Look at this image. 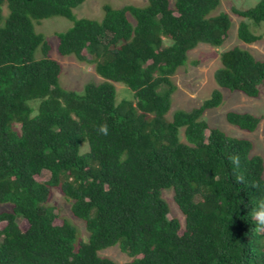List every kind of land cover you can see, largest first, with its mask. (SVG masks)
<instances>
[{"label":"trees","instance_id":"1","mask_svg":"<svg viewBox=\"0 0 264 264\" xmlns=\"http://www.w3.org/2000/svg\"><path fill=\"white\" fill-rule=\"evenodd\" d=\"M85 1L0 0V205L10 206L0 210V264H117L100 254L114 246L131 257L127 264H264V230L252 218L264 199V158L252 141L204 120L223 104L222 91L169 118L172 78L189 53L200 44L222 47L232 27L228 13L215 14L221 0L105 6L102 21L77 18ZM233 12L251 21L240 23L241 41L262 39L252 25L264 23V0ZM53 17L73 22L57 36L59 54L94 65L103 79L83 93L61 84L52 44L35 30L33 20ZM221 62V89L260 96L264 61L236 46ZM115 83L132 98L118 102ZM226 118L248 132L262 120L237 111ZM104 123L106 136L98 131ZM45 171L49 179L39 181ZM54 189L85 222L87 240L56 212ZM167 189L184 224L169 218Z\"/></svg>","mask_w":264,"mask_h":264},{"label":"rangeland","instance_id":"2","mask_svg":"<svg viewBox=\"0 0 264 264\" xmlns=\"http://www.w3.org/2000/svg\"><path fill=\"white\" fill-rule=\"evenodd\" d=\"M261 0H221V5L215 14L226 12L231 16L232 27L226 37L222 47H212L207 44H200L197 48L189 53L187 64L181 67L177 74L172 78L177 85V91L173 95V106L169 113L171 119L175 112L179 110L191 111L202 105V103L212 96L215 89H220L224 95L223 104L215 109L208 110L204 115L211 127L220 128L229 136L244 138L254 143V155H260L264 158V86L260 96L250 98L241 92H233L227 89H221L216 80L215 73L222 66L221 54L236 46L249 50L254 56L264 61V23L259 26H253L252 30L262 39L253 44H246L238 37V29L240 23L245 21L251 24L250 20L243 19L233 12V8L238 10H248L255 7ZM128 5L146 6L148 0H86L82 5L74 9V13L78 19L88 18L102 21L104 18L105 6L114 8H123ZM4 19L9 15L7 6L3 7ZM35 30L39 34H43L52 44V52L50 56L57 60L63 68L60 78L61 84L66 88L78 93H83L85 87L89 83L99 84L103 79L97 74L94 65L79 62L74 56H61L58 52V34L68 31L73 27V22L63 17H53L42 21L33 20ZM4 22L0 26H3ZM38 59L43 58L42 49H38L36 53ZM118 90V102L123 99L132 98V93L123 83H115ZM32 105L34 103H31ZM230 111L248 112L260 117L262 120L254 132H248L231 125L226 118ZM210 131H207L209 135ZM183 139V132H182ZM89 150L88 145H82V153ZM50 173L43 172L38 177L39 181L45 182L49 179ZM163 198L170 206L169 218H178L183 224L185 217L180 211L174 200L173 189L163 190ZM51 204L55 206L56 212L62 217L70 219L78 228L79 239L87 240L88 232L85 222L74 218L71 210V203L66 200L63 193L59 189H54L51 196ZM10 208L9 205H0V210ZM6 224L2 223L1 227ZM20 226L23 230L29 228L26 220H20ZM100 254L109 257L117 264H127L132 259L126 253L122 252L119 246L108 248Z\"/></svg>","mask_w":264,"mask_h":264},{"label":"clouds","instance_id":"3","mask_svg":"<svg viewBox=\"0 0 264 264\" xmlns=\"http://www.w3.org/2000/svg\"><path fill=\"white\" fill-rule=\"evenodd\" d=\"M99 133L102 135H108V125L104 123L100 125L98 129ZM232 163L236 166H239V158L234 157L232 158ZM242 179V178H240ZM252 218L256 221L257 226L264 230V199H260L257 203L255 208L252 211Z\"/></svg>","mask_w":264,"mask_h":264}]
</instances>
